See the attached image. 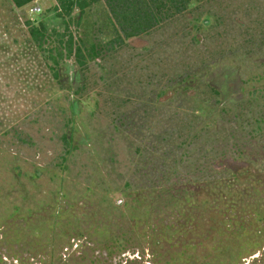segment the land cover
Wrapping results in <instances>:
<instances>
[{"label": "rangeland", "instance_id": "rangeland-1", "mask_svg": "<svg viewBox=\"0 0 264 264\" xmlns=\"http://www.w3.org/2000/svg\"><path fill=\"white\" fill-rule=\"evenodd\" d=\"M55 5L0 0V264H264V0L167 4L115 49L100 0L105 50L59 80L28 25Z\"/></svg>", "mask_w": 264, "mask_h": 264}, {"label": "trees", "instance_id": "trees-1", "mask_svg": "<svg viewBox=\"0 0 264 264\" xmlns=\"http://www.w3.org/2000/svg\"><path fill=\"white\" fill-rule=\"evenodd\" d=\"M33 1L35 0H12L16 8H22ZM187 1L105 0L112 22L118 26L117 35L108 42V48L115 49L125 43L126 39L154 28L160 22L159 13L168 5L174 8L175 12H182ZM99 2L100 0H57L53 11L55 18L61 19L63 31H58L55 27L50 29L47 18L39 17L28 21L31 40L39 49L47 52V65L56 79H60L59 69L62 61L71 59L73 63L85 66L88 58L97 57L105 50L95 42L89 47H84L83 40L78 36L87 9Z\"/></svg>", "mask_w": 264, "mask_h": 264}, {"label": "built area", "instance_id": "built-area-1", "mask_svg": "<svg viewBox=\"0 0 264 264\" xmlns=\"http://www.w3.org/2000/svg\"><path fill=\"white\" fill-rule=\"evenodd\" d=\"M31 12H32V13H40V12H41V9H40V7H33V8L31 9Z\"/></svg>", "mask_w": 264, "mask_h": 264}, {"label": "flooded vegetation", "instance_id": "flooded-vegetation-1", "mask_svg": "<svg viewBox=\"0 0 264 264\" xmlns=\"http://www.w3.org/2000/svg\"><path fill=\"white\" fill-rule=\"evenodd\" d=\"M136 258V257H135ZM139 259H141V258H139Z\"/></svg>", "mask_w": 264, "mask_h": 264}]
</instances>
